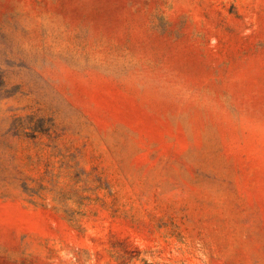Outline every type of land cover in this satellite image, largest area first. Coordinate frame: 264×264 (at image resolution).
<instances>
[{
    "label": "rangeland",
    "instance_id": "1",
    "mask_svg": "<svg viewBox=\"0 0 264 264\" xmlns=\"http://www.w3.org/2000/svg\"><path fill=\"white\" fill-rule=\"evenodd\" d=\"M0 264H264V0H0Z\"/></svg>",
    "mask_w": 264,
    "mask_h": 264
}]
</instances>
